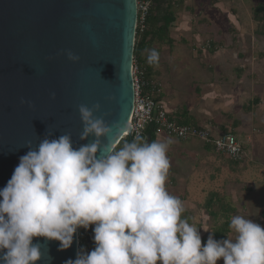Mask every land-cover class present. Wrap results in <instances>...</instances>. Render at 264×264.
Instances as JSON below:
<instances>
[{
  "label": "clouds",
  "instance_id": "9594fccd",
  "mask_svg": "<svg viewBox=\"0 0 264 264\" xmlns=\"http://www.w3.org/2000/svg\"><path fill=\"white\" fill-rule=\"evenodd\" d=\"M67 57L80 59L70 51ZM147 61L158 64L159 53L149 50ZM78 111L80 140L91 141L74 147L62 134L27 146L0 189V264H38L35 238L57 241L64 251L78 229L90 227L94 249L65 264H264V228L239 214L230 218L231 237L209 235L202 244L199 228L183 215L184 201L167 189L170 139L136 135L117 146L119 125L95 115L100 104Z\"/></svg>",
  "mask_w": 264,
  "mask_h": 264
},
{
  "label": "water",
  "instance_id": "95a60500",
  "mask_svg": "<svg viewBox=\"0 0 264 264\" xmlns=\"http://www.w3.org/2000/svg\"><path fill=\"white\" fill-rule=\"evenodd\" d=\"M136 2L0 0V189L27 146L62 134L71 135L74 147L91 141L80 140L81 104L101 105L95 115L119 125L112 137L119 145L134 104ZM33 243L41 245L38 264H65L79 251L78 233L64 251L57 241Z\"/></svg>",
  "mask_w": 264,
  "mask_h": 264
},
{
  "label": "crops",
  "instance_id": "0c3cea01",
  "mask_svg": "<svg viewBox=\"0 0 264 264\" xmlns=\"http://www.w3.org/2000/svg\"><path fill=\"white\" fill-rule=\"evenodd\" d=\"M213 3L217 5L218 1L214 0ZM217 7L227 17L230 16L229 13L232 11L230 9L233 8L231 3L226 4L224 2L218 4ZM188 10L187 14L193 13L192 9L188 8ZM193 22L207 25L210 22L206 19H196L194 16L190 17L189 24H187V21L182 22L185 25L184 29L188 32L185 38L188 39L190 36H194L195 41L198 42L203 40V37L200 33L190 28V23ZM184 29L179 25V30L184 31ZM227 30L231 35L230 38L227 36L226 44L223 43L224 40L219 41L212 38L211 48H199L198 58L201 69H197L198 73L194 77L187 93L175 84L179 81L180 77L170 78L168 80V84L170 85L168 86H165L164 81L159 78L160 71L158 68H166L163 66V63L167 60L166 57L164 61L162 60L163 58H159V62L152 69L149 79L151 78L153 82L156 81L162 84V94L159 96V102L166 112L177 122H181L186 126L210 128L214 135L231 133L244 145L254 147L252 136L258 127L255 126L256 118L253 116V113L260 112V109L264 107V92L258 90L256 93V90L264 86L262 85V79L259 82V77H257L254 71L251 72L252 75L250 76L245 75V71H247L245 64H251L250 59L254 57L257 51H260V54H256L262 59L264 58V52L261 50L264 43L256 39V37L261 36L253 32L249 34L241 27L238 29L228 28ZM218 34L221 35V32L219 31ZM261 38L264 39V37ZM227 45L229 46L231 55L225 51V46ZM245 102L248 105H245ZM248 118H251L252 124H249ZM261 118L264 121V118ZM144 138L148 142L168 139L172 141L168 152L171 168L168 176L167 189L171 194L184 201L186 211L183 215L184 217L190 216L189 223L199 228L203 243V241L208 239H206V234L208 231H212V226L215 222L209 220L207 212L203 214L204 208L201 206L200 208L194 202H190L189 195L191 198L193 197L188 187L190 181L196 176L197 167L202 163L201 160L203 157L210 158V154L213 152L216 154V152L211 146L205 145L197 140L180 141L168 135L159 136L153 134L149 136L147 133ZM258 150H264V141H261V148H258ZM217 156L220 157L219 155ZM249 156L251 157L250 152ZM215 193L212 192V194ZM226 194L230 196L224 195L225 198L230 199L235 204V208L241 211L243 210V213H235L245 217L248 211L245 208L243 209L242 205L238 202L239 196L236 187L231 184ZM259 206H264V197ZM262 216L263 220L258 222V224L264 228V212H262Z\"/></svg>",
  "mask_w": 264,
  "mask_h": 264
},
{
  "label": "rangeland",
  "instance_id": "374dc122",
  "mask_svg": "<svg viewBox=\"0 0 264 264\" xmlns=\"http://www.w3.org/2000/svg\"><path fill=\"white\" fill-rule=\"evenodd\" d=\"M173 1L175 3L181 1L179 2L181 3L180 6L175 9L178 19L171 28L173 44L168 45L155 43L153 49L160 54L159 58H163V61L165 57L167 58V60L163 63V66L167 69L158 68L160 71L158 76H160L159 78L164 81L165 86L170 85L168 84V80L170 78L180 77L179 81L175 84L178 85V88L181 87L187 93L191 87L194 77L198 73L197 69H201L198 58L199 48L205 49L206 43L211 41L212 38L219 41L224 40L223 43L226 44L227 36L230 38L231 35V33L227 30L228 28L238 29L241 27L249 34H251V32L257 34L259 27L254 21L253 13L254 9L258 5L264 4V0H216L218 1V4L222 2L226 4L231 3L233 8L230 9L232 11L229 13V17H227L219 7H217L218 4L216 5L213 3L214 0ZM188 8L192 9L194 14H187L189 11ZM193 16L196 19H206L210 22L209 25L197 22L190 23V28L193 31L200 33L203 37V40L198 42L195 41L196 39L194 36H190L188 39L185 38V35H187L188 32L184 29L185 25L182 24L183 21H187V24H189V19ZM179 25L182 29H184V31L179 30ZM219 31L221 32V35L218 34ZM256 39L261 40V42L264 43L263 38L256 37ZM263 49L264 45L261 48L264 52ZM225 51L231 55L228 45L225 46ZM256 53L260 54V51L255 52L254 57L250 59L251 64H245L247 67L245 75L250 76L252 75L251 72L254 71L257 77H259V82H261L262 79V85L264 86V58L262 59ZM171 83L174 84L173 81H171ZM258 90L264 92V87L257 89L256 93ZM259 95L262 96L261 93H259ZM244 104L248 105L247 102ZM253 116L256 118L255 126L258 127V129H255L256 132L253 133L252 136L254 147H249L250 145L247 146L248 149L250 148L249 152L251 157L249 156L244 163L239 166H234L235 168H233L230 162L218 157L213 152L210 154V158L203 157L201 160L202 163L198 165L196 176L190 181V185L188 187V190L191 192L190 194L193 197L191 198L189 195V200L190 202H194L197 206L204 208L203 214L206 212L205 207L209 201L208 195L210 193L212 194V192H216L222 197L224 195L229 197L230 195H227L226 193L229 186L232 184L238 191V202L242 205L243 209L245 208L248 211L246 212L247 215L245 218L252 219L256 223L263 220L262 212H264V206L260 207L259 205L264 197V150L260 151L258 148H261V141H264V121L261 118H264V107L260 109V112H254ZM248 121L249 124H252L251 118H248ZM226 203L235 208V204L230 199H226ZM235 210L238 213H243V210H238V208H235ZM236 214L237 213H235V215ZM185 218L189 221L191 217L187 216ZM209 220L211 221L213 219L209 218ZM220 221L221 220L217 221V223L214 221L215 224L212 226V231L215 226L220 223ZM209 222L208 224H210ZM218 226H220V224ZM211 232H207L206 239L209 235H211ZM232 235L233 234L231 233L230 237ZM204 243L206 242H203L202 244ZM218 264H223V261H219Z\"/></svg>",
  "mask_w": 264,
  "mask_h": 264
},
{
  "label": "built area",
  "instance_id": "2783aa9c",
  "mask_svg": "<svg viewBox=\"0 0 264 264\" xmlns=\"http://www.w3.org/2000/svg\"><path fill=\"white\" fill-rule=\"evenodd\" d=\"M136 5V32L138 28L143 32L153 2L152 0H137ZM211 46L212 42L208 41L205 48L209 49ZM132 79L134 104L129 130L124 138H134L136 135L144 137L147 129L153 126L156 135H168L180 141L197 140L211 146L217 155L232 162L242 164L249 158L248 147L241 143L234 134L214 135L210 128L181 125L173 119L162 107V104L156 100L162 94V84L154 81L151 83V89H148L149 82L146 78V71L135 60L132 64ZM77 233L79 244L86 241L91 242L88 240L89 229L81 228Z\"/></svg>",
  "mask_w": 264,
  "mask_h": 264
},
{
  "label": "trees",
  "instance_id": "16d2710c",
  "mask_svg": "<svg viewBox=\"0 0 264 264\" xmlns=\"http://www.w3.org/2000/svg\"><path fill=\"white\" fill-rule=\"evenodd\" d=\"M153 7L149 13V16L146 21V28L143 32L138 28L135 38V47H134V60L138 65L146 71V78L149 82L148 89H151V83L153 80L151 76L152 69L156 65H150L147 61L149 50L153 49L155 43L159 44H173L171 37V28L176 22V11L175 9L180 6L181 1L174 2L173 0H152ZM254 21L258 24L259 29L257 34L261 37H264V4L258 5L254 9L253 13ZM151 80V81H150ZM159 102V97L156 98ZM160 103V102H159ZM181 125H185L181 122H178ZM196 127V126H195ZM146 133L149 136L155 134L154 127L151 126L147 129ZM145 133V135H146ZM144 135V137H145ZM133 138H123L118 146L126 141H131ZM220 158L230 162L233 168L234 166L240 165V163H235L228 160L225 157L220 156ZM206 212L209 218H212L215 222L220 221V226L217 224L214 230L211 232L214 239L222 240L226 237H230L231 230L229 229L230 218L235 214L236 210L230 204L226 203V198L220 196V194H210L209 201L206 204ZM94 232L92 227L89 228L88 240L85 243L79 244V251L83 249L86 252H90L94 249ZM207 240L203 241L206 242Z\"/></svg>",
  "mask_w": 264,
  "mask_h": 264
},
{
  "label": "bare ground",
  "instance_id": "6f19581e",
  "mask_svg": "<svg viewBox=\"0 0 264 264\" xmlns=\"http://www.w3.org/2000/svg\"><path fill=\"white\" fill-rule=\"evenodd\" d=\"M128 130H129V125H128L127 130L124 132L123 135H125L128 132Z\"/></svg>",
  "mask_w": 264,
  "mask_h": 264
}]
</instances>
